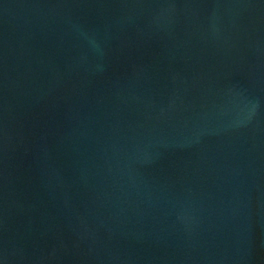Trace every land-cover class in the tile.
<instances>
[{
    "label": "water",
    "instance_id": "water-1",
    "mask_svg": "<svg viewBox=\"0 0 264 264\" xmlns=\"http://www.w3.org/2000/svg\"><path fill=\"white\" fill-rule=\"evenodd\" d=\"M0 264H264V0H0Z\"/></svg>",
    "mask_w": 264,
    "mask_h": 264
}]
</instances>
